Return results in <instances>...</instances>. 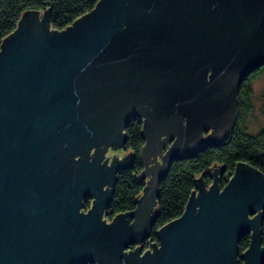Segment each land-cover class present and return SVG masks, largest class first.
Instances as JSON below:
<instances>
[{"label": "water", "instance_id": "water-1", "mask_svg": "<svg viewBox=\"0 0 264 264\" xmlns=\"http://www.w3.org/2000/svg\"><path fill=\"white\" fill-rule=\"evenodd\" d=\"M263 66L264 0H101L62 31L49 11L26 13L0 52V264H264V174L245 163L224 188L219 169L210 187L200 178L144 246L173 163L218 145L204 135L227 115L230 134L240 87ZM135 110L149 186L109 223L131 157L103 168L99 152L120 147Z\"/></svg>", "mask_w": 264, "mask_h": 264}, {"label": "trees", "instance_id": "trees-1", "mask_svg": "<svg viewBox=\"0 0 264 264\" xmlns=\"http://www.w3.org/2000/svg\"><path fill=\"white\" fill-rule=\"evenodd\" d=\"M100 1L0 0V52L5 39L17 29L26 13L49 11L51 28L62 31L95 9ZM263 75L264 66L244 80L238 95L237 121L222 142L199 152L192 158H184L173 163L160 187L154 208L156 220L149 234L148 243L159 244V230L183 216L200 178H203L206 185H210L214 180V172L219 169L220 185L224 188L240 163L248 164L264 174V128L257 133L253 131L257 123L254 117L256 111L254 83ZM260 111L264 116V101ZM143 128L144 120L137 117L129 120L124 129L126 133L124 149L132 153V159L130 166L121 170L116 177L112 200L106 210L105 220L108 222L118 215L134 211L149 186V179H142L144 170L142 152L146 145ZM85 205L88 210L90 204ZM261 239L264 247V217L261 224ZM250 242V236L241 240L239 244L241 253L249 248Z\"/></svg>", "mask_w": 264, "mask_h": 264}, {"label": "flooded vegetation", "instance_id": "flooded-vegetation-1", "mask_svg": "<svg viewBox=\"0 0 264 264\" xmlns=\"http://www.w3.org/2000/svg\"><path fill=\"white\" fill-rule=\"evenodd\" d=\"M135 111H136L135 114H136L137 117H139V118H141L143 120L145 119V117L143 116L145 113L143 114V112L141 113V111H139V110H135ZM228 123H229V115H227L225 119L221 120L218 123L219 125L215 126L214 129H211L207 133H205L204 139L208 140V139H211V138H217L218 140L216 142H221V136L223 137V135H224L223 133L227 129ZM125 134L126 133L123 131L122 135H121V137L119 139L120 147L117 150H113V148H112L113 145L104 146L103 148L100 149L99 154H101V155L104 154V157L102 156V164H101L103 168L111 167L114 162L120 161V160H118V158L116 159V157H111L113 154H115L114 152H118V151L123 152L125 154L123 159L129 156V157H131L130 158V161H131L132 153L128 152V151H125V149H124ZM219 136H220V138H219ZM224 138H225V136L223 137V139ZM63 155H64V152H63ZM65 155L68 158V156H67L68 153H65ZM93 158H92V160H93ZM123 159H122V161H123ZM76 160H77V158L74 159V161H76ZM73 164H74L73 155L71 154L69 156V158L67 160V164H66V169H65L66 170V175L73 174V166H74ZM89 204H90V208H91L92 202H90ZM147 243H148V241L145 242L144 246L146 247V250H149V249H151V246L154 245V244L153 243H148L147 244Z\"/></svg>", "mask_w": 264, "mask_h": 264}, {"label": "rangeland", "instance_id": "rangeland-1", "mask_svg": "<svg viewBox=\"0 0 264 264\" xmlns=\"http://www.w3.org/2000/svg\"><path fill=\"white\" fill-rule=\"evenodd\" d=\"M263 101H264V75L259 77L254 83V103L256 110L254 112V117H255V121L257 122L256 125L253 127V131H255V133L259 132L261 128H264V116L261 114L260 111ZM158 162H161V160L159 159ZM212 184L213 182L207 186L210 187Z\"/></svg>", "mask_w": 264, "mask_h": 264}]
</instances>
